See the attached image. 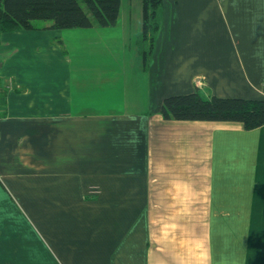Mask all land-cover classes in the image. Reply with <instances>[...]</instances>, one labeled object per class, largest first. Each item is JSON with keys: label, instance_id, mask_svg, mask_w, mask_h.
Wrapping results in <instances>:
<instances>
[{"label": "crops", "instance_id": "obj_1", "mask_svg": "<svg viewBox=\"0 0 264 264\" xmlns=\"http://www.w3.org/2000/svg\"><path fill=\"white\" fill-rule=\"evenodd\" d=\"M92 22L0 35V264H264V125L160 114L264 100V0H163L145 61L140 0Z\"/></svg>", "mask_w": 264, "mask_h": 264}, {"label": "trees", "instance_id": "obj_2", "mask_svg": "<svg viewBox=\"0 0 264 264\" xmlns=\"http://www.w3.org/2000/svg\"><path fill=\"white\" fill-rule=\"evenodd\" d=\"M140 2L142 29L138 47L145 61L159 28L163 0ZM119 8L120 0H0V35L31 30L38 21H49L50 29L64 30L90 28L93 18L100 27H109L117 22ZM160 114L166 120L240 122L245 130H251L264 125V100L216 96L205 99L195 91L164 98Z\"/></svg>", "mask_w": 264, "mask_h": 264}, {"label": "rangeland", "instance_id": "obj_3", "mask_svg": "<svg viewBox=\"0 0 264 264\" xmlns=\"http://www.w3.org/2000/svg\"><path fill=\"white\" fill-rule=\"evenodd\" d=\"M128 0H123V2H127ZM38 22H41V21H38ZM93 32L94 31H91V32H89V35H93Z\"/></svg>", "mask_w": 264, "mask_h": 264}]
</instances>
